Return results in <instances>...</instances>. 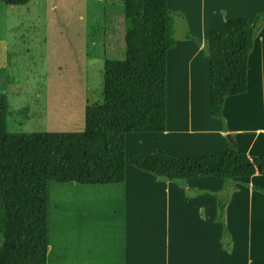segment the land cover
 <instances>
[{
  "label": "crops",
  "instance_id": "crops-1",
  "mask_svg": "<svg viewBox=\"0 0 264 264\" xmlns=\"http://www.w3.org/2000/svg\"><path fill=\"white\" fill-rule=\"evenodd\" d=\"M167 8L185 31L180 38L174 33L166 57V126L158 135L168 148L159 154L186 159L231 148L249 158L264 156V117L253 122L255 99L235 116L238 124L224 127V111L218 119L210 115L209 95L207 108L200 109L194 77L201 75L202 61L196 68L194 63L209 31L233 19L251 23L264 12V0H167ZM249 88L247 79L246 93ZM260 101L264 105V97ZM244 181L245 188L225 204L222 220V182L213 177L164 182L128 162L123 183L61 184L57 188L76 195L56 200L49 182L46 264H264V176Z\"/></svg>",
  "mask_w": 264,
  "mask_h": 264
},
{
  "label": "trees",
  "instance_id": "trees-1",
  "mask_svg": "<svg viewBox=\"0 0 264 264\" xmlns=\"http://www.w3.org/2000/svg\"><path fill=\"white\" fill-rule=\"evenodd\" d=\"M8 6L32 0H1ZM264 12L249 23L233 19L209 31V110L220 118L226 98L247 90L248 58ZM124 56L106 60L103 101L84 109L78 133H9L7 100L0 95V264H46L49 182L113 185L125 180L129 134H162L166 126V57L175 46L167 0H124ZM129 163L159 181L182 184L198 177L223 181L264 176V156L228 149L197 158L135 154ZM225 202H217V218Z\"/></svg>",
  "mask_w": 264,
  "mask_h": 264
},
{
  "label": "rangeland",
  "instance_id": "rangeland-1",
  "mask_svg": "<svg viewBox=\"0 0 264 264\" xmlns=\"http://www.w3.org/2000/svg\"><path fill=\"white\" fill-rule=\"evenodd\" d=\"M173 19L175 38H180L185 27ZM123 38L124 0H32L19 6H8L0 0V95L7 100V132H82L85 107L103 101L104 62L123 59ZM199 61L201 75L194 73V77L202 109L207 108L209 93L205 51L195 61V68ZM247 79L248 93L224 101V119L220 121L224 127L238 124L235 116L245 114L251 98L255 99L253 122L259 124L264 117L260 101L264 97V20L255 30ZM161 140L158 134L127 135L125 163L135 154L165 151L168 147ZM242 144L239 142L238 148ZM219 180L225 204L245 188L244 179ZM50 183L51 200L76 195L72 188H57L61 184ZM229 232L225 243L230 242Z\"/></svg>",
  "mask_w": 264,
  "mask_h": 264
}]
</instances>
